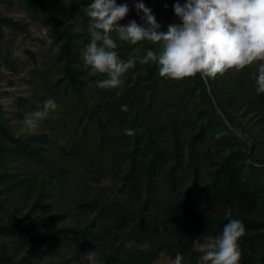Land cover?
Instances as JSON below:
<instances>
[{
  "label": "trees",
  "instance_id": "trees-1",
  "mask_svg": "<svg viewBox=\"0 0 264 264\" xmlns=\"http://www.w3.org/2000/svg\"><path fill=\"white\" fill-rule=\"evenodd\" d=\"M14 1L31 21L46 27L57 47L56 88L46 89L56 102L65 103L62 115L71 113L74 119L71 140L58 150L49 146L45 134L15 135L0 120V264H58L35 259V249L45 244L46 253L63 260L61 249L77 257L79 246L85 249L90 240L103 264H154L162 256L174 259L178 252L182 261L198 264L201 254L194 244L218 235L229 219H239L245 227L239 264H264V179L254 166L264 162L229 128L234 125L231 109L241 108L240 93L250 91L240 86L236 96L214 86V77L192 76L188 91L199 90L204 108L197 114L189 108L187 114L195 115L193 129L182 142L174 116L164 120L160 110L150 111L156 108L162 77L155 62L140 63L138 58L149 48L157 51V45L144 41L128 53V43L117 40L118 56L133 59L135 66L122 76L117 90L102 88L97 98L87 99L85 83H96L83 73L79 58L89 40V0H0V8ZM173 2L162 9L155 0L151 9L161 30L178 22ZM73 18L79 21L76 30L68 24ZM20 23L0 10V38L4 29L24 30ZM201 76L208 80L212 100ZM148 92L151 100L145 103ZM259 102L264 104V93ZM216 105L223 117L214 111ZM185 169L192 178L184 191ZM106 178L113 181V193L100 188ZM256 241L263 243L259 250H246ZM8 243L23 250L20 256H9ZM144 243L149 246L142 248Z\"/></svg>",
  "mask_w": 264,
  "mask_h": 264
},
{
  "label": "clouds",
  "instance_id": "clouds-1",
  "mask_svg": "<svg viewBox=\"0 0 264 264\" xmlns=\"http://www.w3.org/2000/svg\"><path fill=\"white\" fill-rule=\"evenodd\" d=\"M167 7V5H164ZM134 8L142 14L143 23L129 20L120 24L129 12L127 2L117 0H89L85 7L89 40L81 53L83 63L96 73L106 74L97 81L103 89H115L123 84L122 76L135 66L133 59L122 60L117 54V40L135 45L150 41L158 50L149 48L140 63L155 62L158 75L179 81L197 73L215 77L229 69L240 70L256 63L255 91L264 93V0H174L172 10L177 23L161 30L151 8L143 0H135ZM57 107L54 99H46L42 106L25 115L24 124L34 128ZM127 111V105H121ZM132 135V129H125ZM226 215H231L226 210ZM245 232L239 219H229L222 231L208 237L199 258L204 264H239V241ZM148 243L141 247L147 248ZM88 264H103L95 248L87 251ZM183 255L177 253L174 264H182ZM198 261V264H199Z\"/></svg>",
  "mask_w": 264,
  "mask_h": 264
},
{
  "label": "rangeland",
  "instance_id": "rangeland-1",
  "mask_svg": "<svg viewBox=\"0 0 264 264\" xmlns=\"http://www.w3.org/2000/svg\"><path fill=\"white\" fill-rule=\"evenodd\" d=\"M157 1L160 5L159 8L162 9L165 8L164 5L168 7L173 2V0ZM124 2H127L129 12L124 18L118 21V23L126 24L129 20H136L137 23H143L142 14H138L137 10L134 8L135 0H117L118 4ZM143 2L151 9L155 6V0H143ZM0 10L4 15L9 16L13 20L20 21L22 29H24H4L3 35L0 38V120L6 123L15 135L45 134L49 146L58 150L71 140L69 125L74 117L71 113H69V115H62L65 103H58L54 100L57 107L49 111L47 118L38 121L36 127L28 128L24 124L26 114L42 106L46 99L52 98L46 88L52 86L56 88V80L59 76L56 64H54L57 47L53 45L48 37L46 27L42 23L31 21L18 2L14 1L13 4L11 2L10 5H3ZM68 24L75 30L80 26L79 21L76 22L75 18L71 19ZM142 42L144 41H140L135 45L128 44L129 50L127 52L131 53L140 49ZM81 58L82 57L79 59L81 60ZM256 63L257 62H253V64L245 66L240 70L229 69L223 74H217L214 77L213 84L224 91L229 90V92L236 96H238L240 86L246 87L247 90L250 91L247 93H240L242 96L239 97L237 106L241 108H232L230 113L232 123L235 126H241V128L239 129L237 127L238 130L231 124H229V128L233 130V133L239 136L247 147V150L251 151L255 159L262 158L264 162V104L259 102L260 94H257L255 91L254 77L257 73ZM79 66H81L80 68L85 75L88 77L93 76L96 83L94 86H91L89 82L85 83V95L87 99L97 98L102 89L97 86V81L105 79L106 74L92 71L89 66L83 63V59L81 60V65L79 63ZM128 71L125 74H127ZM192 78L193 77H186L179 81L162 78V81L159 82L156 88V108L155 110H150L152 113L157 114L158 110H160L159 116L164 120L169 115L174 116L176 123L181 126L178 136L182 142L188 138V135L193 129L192 120L195 115L187 114L189 108L193 107L196 114L199 109L204 108L202 97L199 96V90L194 92V94L188 91L191 88L190 83H192ZM133 79H135V77H132L130 82H133ZM202 79L206 86L207 95L212 100L209 93L208 80L204 77H202ZM142 85L144 86V84ZM113 90H117V88ZM150 94V92L144 94L147 100H145V103L150 102L151 99L148 98ZM135 95H139V93ZM248 99L250 103L247 102ZM249 109L253 111L251 112ZM214 111L218 116L223 117L217 105L214 106ZM183 118H185L186 121L181 123L180 120ZM165 136L169 142L170 139L167 135ZM167 151L170 152L169 144ZM205 166L206 163L201 165V182L203 183H205L208 178ZM254 166L258 170L257 173L259 176L264 179V164L259 165L255 163ZM181 175L187 179L183 181V190L185 191L189 186L192 174L185 169L181 171ZM113 185L111 178H106L102 181L100 188L113 193L115 190ZM160 195L162 196L163 193H160ZM99 234H103V231H99ZM206 241L207 240H204L202 243L196 242L194 244L195 249L199 251L201 256L203 255V245ZM93 244V240H90L86 244L85 249H83L81 244L77 257H73V253L65 255L63 252L64 248L61 249L60 254L64 258L63 260L60 259L58 254H53V252L46 253L45 250L47 247L43 244L40 248L35 249L37 252L35 259L40 260V262L51 260V262L58 264H88L85 253L91 250ZM262 244L263 243L259 241L249 243L246 250L249 252L252 250H259ZM74 245L76 246V243ZM6 248L11 258L20 256L23 251L15 248L12 243L6 244ZM154 264H174V259L168 256H162ZM182 264L188 263L182 261Z\"/></svg>",
  "mask_w": 264,
  "mask_h": 264
}]
</instances>
